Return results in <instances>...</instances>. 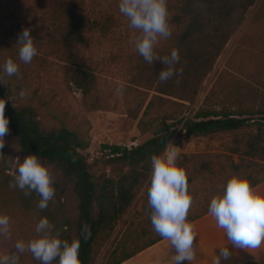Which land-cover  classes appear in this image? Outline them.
I'll use <instances>...</instances> for the list:
<instances>
[{
  "label": "trees",
  "instance_id": "trees-1",
  "mask_svg": "<svg viewBox=\"0 0 264 264\" xmlns=\"http://www.w3.org/2000/svg\"><path fill=\"white\" fill-rule=\"evenodd\" d=\"M48 1L52 3V8L51 25L46 26L45 33L47 44L54 47L55 53L69 65L71 81L85 95L95 82L93 71L80 54L87 37L97 33L100 38L114 42L120 39L130 46V42H135L139 33L129 26L128 19L119 12V5L114 9L110 7L97 11L87 9L85 0ZM167 9L171 36L160 38L154 51L158 56L170 55L173 49L178 51L180 60L175 65L176 75L161 82L158 78L159 70L164 66L158 61L153 65L147 64L135 47L128 61L134 63L133 81L137 86L174 98L176 101L167 100L174 110L163 119L155 121V124L152 123L153 137L146 142L131 147H102L107 152L104 161L106 166L128 167V172L117 180L105 176L95 177L81 153L88 148V144L78 133L67 128L43 131L34 109L30 106H14L0 84V99L5 100L4 111L10 121V134L20 154H35L43 164L59 170L77 197L78 218L73 232H65L69 225L63 223L60 227L56 225L52 234H58L62 240H80V264H93V247L97 240L102 235L106 239L111 236L117 221L125 216L133 203L135 190L147 183L151 174L150 157L162 153L179 132L184 134L185 140L249 132L242 144L235 143L230 149L232 155H237V162L231 156L226 157L225 164H220L217 170L213 159L206 156H183V162H177L185 171H190L186 172L188 192L192 198L188 222L192 223L208 214L212 196L231 174L245 176L252 188L264 182V89H261L264 84L239 86L231 83L229 89H226L227 93L219 98V110L199 108L192 116L184 115L187 108L185 103L194 102L239 30L249 19L264 23V0H167ZM131 30L135 32L134 36ZM17 38L8 36V39L13 40V45H16ZM232 44L230 62H233V55L242 45L237 40ZM246 52L244 50L241 53L246 56ZM239 69L242 66L237 72H240ZM0 77H3L1 71ZM155 100L162 101L163 98L155 95L148 103L138 124L143 130H146L144 118L154 109ZM257 103L256 109L254 107ZM227 105L230 106L226 108ZM203 172L205 174H201ZM199 180L205 185L204 188L201 192L192 191ZM7 183L6 176H1L0 185ZM26 191L19 193L22 205L39 203L40 196L37 193L33 191L25 195ZM141 213H145L146 218L138 234H131L129 226L133 223L130 222L119 246H113L100 264H122L163 240L151 224L147 191Z\"/></svg>",
  "mask_w": 264,
  "mask_h": 264
},
{
  "label": "rangeland",
  "instance_id": "rangeland-1",
  "mask_svg": "<svg viewBox=\"0 0 264 264\" xmlns=\"http://www.w3.org/2000/svg\"><path fill=\"white\" fill-rule=\"evenodd\" d=\"M85 3L87 9L99 11L116 8L119 0H85ZM51 8L52 3L48 0H0V71L3 76L0 77V84L14 106H30L34 109L43 131L67 128L78 133L88 144V148L81 153L95 177L105 176L117 180L128 172V167L106 166L104 161L107 159V152L102 147H131L146 142L153 137L152 123L155 124V121L163 119L174 110L167 100H176L140 88L133 81L134 63L128 61V56L135 47L134 42H130L128 46L120 39L114 42L100 38L97 33L89 35L85 46L80 50V54L93 71L95 80L91 90L84 95L71 81L69 65L55 53L54 47L47 44L45 33L46 26L51 25ZM25 28L30 30L37 48V55L28 64L19 60L17 45H13V40L8 39V36H18ZM131 31L134 36V30ZM235 40L242 45L233 55V62H230L229 55ZM232 43L219 59L214 72L204 82L194 102L185 103V116H192L199 108L219 110V98L227 93L226 89L231 83H237L239 86L264 84V23L249 19ZM244 50H247L246 56L241 53ZM242 57H245L244 62ZM8 58L19 65L18 74L7 76L3 73L2 65ZM240 66L242 69L237 72ZM121 87L123 92L118 93L117 89ZM155 95L163 100H155L154 109L144 118L146 130H143L138 124ZM228 106L230 105L226 108ZM254 108H258V103ZM248 133L243 131L185 140L184 134L179 132L171 143L179 148V164L183 162V156L201 155L212 158L217 170L220 164H225L226 157L231 156L233 161H238L237 155H232L230 149L235 143L242 144L248 138ZM4 140L3 155H0V177L6 176L8 183L0 185V215H7L10 223L8 237L0 235V257L15 253L16 242L23 241L27 244L36 237L35 227L40 218L46 217L53 228L68 223L69 228L65 232L69 233L73 232L78 218V200L71 184L63 178L59 170L49 165L46 166L53 177L55 196L48 202V207L40 210L38 203L24 206L19 202V193L22 190L11 185L15 184L14 178L17 175L18 163L15 157L23 156L10 133ZM197 182L192 191L201 192L205 185L200 183L201 180ZM145 195L146 184L135 190L133 203L125 216L117 221L111 236L106 239L102 235L97 240L93 247V264H100L113 246H119L130 222L133 223L129 226L131 234H138L141 223L146 218V214L141 213ZM19 255V264L40 263L27 250Z\"/></svg>",
  "mask_w": 264,
  "mask_h": 264
},
{
  "label": "clouds",
  "instance_id": "clouds-1",
  "mask_svg": "<svg viewBox=\"0 0 264 264\" xmlns=\"http://www.w3.org/2000/svg\"><path fill=\"white\" fill-rule=\"evenodd\" d=\"M119 12L129 21V26L138 31L135 49L147 64L159 62L161 82L176 75L175 65L180 56L173 49L170 55L158 56L154 49L160 38L171 36L168 24L167 0H119ZM19 60L25 64L37 55L34 38L25 28L18 35ZM7 76L18 74L19 65L8 58L2 65ZM118 93L123 88L117 89ZM5 100L0 99V155L5 147L4 137L10 133L9 118L5 115ZM18 168L15 184L20 190L27 189L25 195L35 192L40 196L38 208L44 210L55 196L53 177L49 168L35 154L15 157ZM179 148L169 142L160 154L150 157L151 174L146 183L148 205L151 208V224L159 236L170 242L175 249L173 264H192L196 259L194 240L197 238L193 226L187 220L192 198L188 192V179L183 167L178 166ZM208 214L223 230L227 245L220 247L214 264H231L235 250L253 254L264 249V194L256 192L247 178L233 173L221 185L220 190L210 200ZM9 217L0 215V235L8 237ZM53 226L46 217L40 218L35 227L36 237L27 242L18 241L16 252L0 257V264H19L20 255L25 250L41 264H80L78 254L80 240H62L52 234ZM231 246V248L229 247Z\"/></svg>",
  "mask_w": 264,
  "mask_h": 264
},
{
  "label": "crops",
  "instance_id": "crops-1",
  "mask_svg": "<svg viewBox=\"0 0 264 264\" xmlns=\"http://www.w3.org/2000/svg\"><path fill=\"white\" fill-rule=\"evenodd\" d=\"M256 192L264 194V182L253 188ZM196 233L194 246L196 259L192 264H214L215 255L219 254L220 247L227 245V240L222 229L209 214L191 223ZM231 248V246L229 245ZM237 253L231 264H264V249L257 250L253 254L244 250H235ZM175 249L171 248L170 242L162 240L150 248L137 254L132 259L122 264H173ZM183 264H188L187 261ZM221 264H225L222 260Z\"/></svg>",
  "mask_w": 264,
  "mask_h": 264
}]
</instances>
